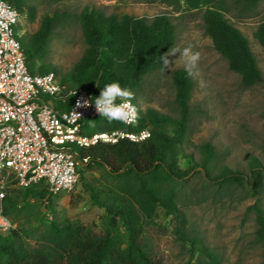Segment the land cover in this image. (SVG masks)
I'll return each mask as SVG.
<instances>
[{"label": "trees", "instance_id": "trees-1", "mask_svg": "<svg viewBox=\"0 0 264 264\" xmlns=\"http://www.w3.org/2000/svg\"><path fill=\"white\" fill-rule=\"evenodd\" d=\"M7 1L22 14L32 20L35 18L37 11L32 5L33 0ZM156 1L176 12L205 9V32L229 68L240 75L247 88L264 83L248 39L224 16L222 0ZM258 1L240 0L251 7ZM64 17L65 14L60 12L45 14L34 33L20 37L26 64L32 74L50 71L56 74L53 67L42 62L49 54L55 28ZM79 19L85 49L70 73L58 77L66 89L60 97L52 99L55 108L68 110L74 98L68 93L76 90H86L95 103L106 84L117 82L134 94L132 102L137 110V123L132 126L116 121L109 124L99 116L85 120L81 133L92 135L150 129L151 137L140 143L125 139L116 144L100 143L90 148L64 147L72 150L78 158L89 161L80 171L79 180L89 193L91 203L104 211L100 218L101 234L73 220L42 222L34 230L25 228L19 218L32 202L45 201L50 206L48 211L53 212L51 205L55 196L50 195L44 182L19 187L16 181H10L4 191L2 207L16 228L7 234L0 233V264H163L147 238V230L155 224L159 209L178 220L176 230L180 238L191 242L203 257L207 256L218 264L216 256L208 252L201 240L188 236L189 219L178 207L179 186L201 168L210 183L218 186L241 183L256 194L264 184V165L252 157L248 174L226 166L216 172L212 163L218 153L210 143L202 146L200 163L184 150L194 90V80L186 69L174 72L179 117L152 108L147 112L140 109L137 92L142 82L146 76L164 67L160 57L172 49L176 41L175 26L167 13L152 19L119 18L114 14L107 16L95 6H85ZM255 38L264 49V23L257 28ZM181 159L187 160L189 167L181 165ZM94 168L102 171V177L85 179L86 171ZM248 211L255 215V235L263 245L264 256V208L256 203ZM196 264L206 262L200 259Z\"/></svg>", "mask_w": 264, "mask_h": 264}, {"label": "rangeland", "instance_id": "rangeland-1", "mask_svg": "<svg viewBox=\"0 0 264 264\" xmlns=\"http://www.w3.org/2000/svg\"><path fill=\"white\" fill-rule=\"evenodd\" d=\"M32 5L37 14L33 20L27 14L22 17L16 29L21 36L34 33L43 15L65 14L55 28L49 54L42 62L53 67L59 78L70 73L84 52L79 15L85 6H95L107 16L114 14L119 18L152 19L167 13L175 26L173 48L181 51L190 48L193 53H200L199 61L191 67L194 90L184 150L200 163L202 146L210 143L218 153L212 163L216 172L226 166L248 174L252 157L264 165V83L247 88L240 75L229 68L205 32V9L176 12L156 0H33ZM222 6L224 16L248 39L264 77V49L255 38L257 28L264 23V0L254 7L240 0H222ZM168 58L167 69L146 76L137 92V102L143 112L152 108L179 117L174 72L188 65L179 53ZM180 163L189 167L187 160L181 159ZM83 177L101 178L102 171L94 168ZM256 203L264 208V184L256 194L241 183L218 186L209 182L201 168L178 189V207L189 219L188 236L201 240L208 252L216 256L218 264H264L263 245L255 235V215L248 211ZM48 207L45 201L32 202L19 218L20 223L34 230L42 222L73 220L97 234L102 232L100 218L104 211L91 203L80 180L72 191L53 198V212ZM177 226L174 216L159 209L155 224L147 230L149 244L162 263L196 264L201 259L214 264L193 248L191 242L178 236Z\"/></svg>", "mask_w": 264, "mask_h": 264}, {"label": "built area", "instance_id": "built-area-1", "mask_svg": "<svg viewBox=\"0 0 264 264\" xmlns=\"http://www.w3.org/2000/svg\"><path fill=\"white\" fill-rule=\"evenodd\" d=\"M0 10L5 13L0 16V233L7 234L16 228L2 207L10 181H16L19 187L44 182L53 196L70 192L89 161L65 146L90 148L125 139L140 143L151 137V131L83 135L82 123L99 117L91 95L86 90L70 91L68 95L74 97L71 107L57 110L52 99L66 89L58 76L53 71L32 74L26 64L21 35L16 30L26 14L7 0H0ZM86 102L89 106H84ZM137 121L138 115L133 123L125 125Z\"/></svg>", "mask_w": 264, "mask_h": 264}, {"label": "clouds", "instance_id": "clouds-1", "mask_svg": "<svg viewBox=\"0 0 264 264\" xmlns=\"http://www.w3.org/2000/svg\"><path fill=\"white\" fill-rule=\"evenodd\" d=\"M5 13L3 10H0V16H3ZM179 53L181 59H186L187 67L186 71L188 75H192L191 67H194L195 64L200 59V53H193L190 48H185L181 51L178 48H173L168 51L163 57H160L161 62L164 66L162 71L167 69L170 61L169 56H173ZM134 99V94L126 89L122 88L119 83L113 82L106 84L103 89L100 91V95L95 98V110L97 114L105 119L109 124L112 122H120L124 124H131L137 118L136 107L132 104ZM120 101L117 103V101ZM84 106H89L86 102ZM74 116H78L73 113ZM0 222H3V218H0Z\"/></svg>", "mask_w": 264, "mask_h": 264}]
</instances>
